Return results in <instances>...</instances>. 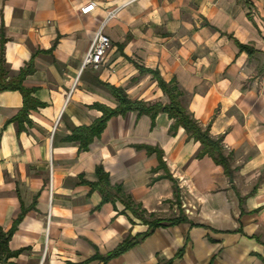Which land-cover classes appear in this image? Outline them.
Here are the masks:
<instances>
[{"label": "crops", "instance_id": "0c3cea01", "mask_svg": "<svg viewBox=\"0 0 264 264\" xmlns=\"http://www.w3.org/2000/svg\"><path fill=\"white\" fill-rule=\"evenodd\" d=\"M108 11L112 48L98 70H80ZM0 39L7 79L32 64L21 86L37 103L15 120L21 94L0 92L2 231L21 216L4 263L264 264V0H0ZM155 74L222 138L229 173L196 158L200 144L182 127L170 133L164 112L112 116L86 151L65 140L101 117L95 105L117 106L107 86L165 104ZM97 167L146 219L185 221L106 259L148 226L121 199L102 202L89 186Z\"/></svg>", "mask_w": 264, "mask_h": 264}, {"label": "trees", "instance_id": "16d2710c", "mask_svg": "<svg viewBox=\"0 0 264 264\" xmlns=\"http://www.w3.org/2000/svg\"><path fill=\"white\" fill-rule=\"evenodd\" d=\"M33 71L32 64L29 62L26 67L20 71V73L11 79L6 77L5 60H4V40L0 39V92L5 90L18 91L23 100V107L15 120L26 118V112L28 111L30 104L36 105L30 98V90H27L21 86L23 78ZM155 78L159 88L167 98L165 104L153 103L145 104L139 101H130L127 99L125 93L112 86H107L110 93L117 101V106L114 109H109L105 106L95 105L102 115L95 120L91 125L85 127H78L71 131L70 135L65 138L67 141H76L79 144L80 151H86L88 145L91 143L94 137H98L102 132L106 121L115 115L124 114L127 111H137L139 114H146L153 118L158 112L166 113L167 117L173 122L169 128L170 133H173L178 127H182L189 138L200 144V150L196 154V158H200L204 155L209 156L216 165H220L225 173L231 171L230 159L231 153H224L221 137H213L209 133V128H202L197 121L185 110L180 104L179 98L182 95L181 90L173 81L164 82L159 76L155 74ZM34 107V106H33ZM97 181L89 184L92 190H97L101 197L102 202L113 200L114 197L121 199L124 207L128 209L136 218L142 223L148 226V230L140 235H136L132 238L125 239L113 252L106 256V259L116 256L123 251L127 250L138 239L146 236L153 228L160 225H173L179 222H184L183 216L171 217V218H156L153 214H149V218L146 219L145 212L137 205L132 204L125 196H123L119 190V187H110L107 180V175L103 172L101 167L96 168ZM21 216L13 222L11 228L3 232L0 228V264L3 260L9 257L15 256L17 252H9L7 249V242L15 230L17 223ZM11 264V263H5Z\"/></svg>", "mask_w": 264, "mask_h": 264}, {"label": "built area", "instance_id": "2783aa9c", "mask_svg": "<svg viewBox=\"0 0 264 264\" xmlns=\"http://www.w3.org/2000/svg\"><path fill=\"white\" fill-rule=\"evenodd\" d=\"M93 8H94V3H88L80 8L79 13L82 15H86L89 12H91ZM113 14H114L113 11H108L105 20L102 21L97 27L91 39L89 48L84 55L83 61L80 66V70H83L85 68L98 70L103 64L105 56L112 48V43L110 39L103 33V27L105 25L106 20L108 18H111ZM49 191L51 193L50 184H49Z\"/></svg>", "mask_w": 264, "mask_h": 264}, {"label": "water", "instance_id": "95a60500", "mask_svg": "<svg viewBox=\"0 0 264 264\" xmlns=\"http://www.w3.org/2000/svg\"><path fill=\"white\" fill-rule=\"evenodd\" d=\"M2 264H5L4 261L2 262Z\"/></svg>", "mask_w": 264, "mask_h": 264}]
</instances>
